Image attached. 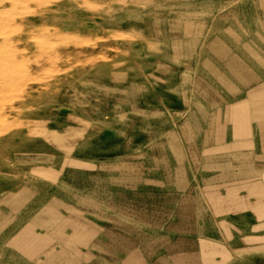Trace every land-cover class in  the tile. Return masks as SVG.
Masks as SVG:
<instances>
[{
    "label": "rangeland",
    "instance_id": "374dc122",
    "mask_svg": "<svg viewBox=\"0 0 264 264\" xmlns=\"http://www.w3.org/2000/svg\"><path fill=\"white\" fill-rule=\"evenodd\" d=\"M0 264H264V0H0Z\"/></svg>",
    "mask_w": 264,
    "mask_h": 264
}]
</instances>
